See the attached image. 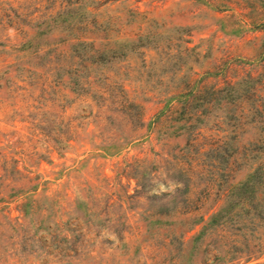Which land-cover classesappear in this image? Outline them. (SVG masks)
<instances>
[{"label": "rangeland", "instance_id": "374dc122", "mask_svg": "<svg viewBox=\"0 0 264 264\" xmlns=\"http://www.w3.org/2000/svg\"><path fill=\"white\" fill-rule=\"evenodd\" d=\"M61 5L94 24L73 31L103 46L92 62L50 57L53 45L29 56L28 11ZM43 35L50 45L64 36ZM261 65L264 0H0V182L24 181L28 169L37 181L25 214L0 188V264H202L203 241L186 240L192 231L181 235L179 217L203 183L233 168L232 127L216 107L203 116L197 144L218 140V151L199 149L195 165L180 151L182 123L174 114L151 123L152 115L167 90L203 70L236 75ZM66 70L89 74L90 87L71 91ZM29 76L50 82L30 93ZM132 98L141 122L125 113L138 107ZM208 242L215 246L214 236Z\"/></svg>", "mask_w": 264, "mask_h": 264}, {"label": "trees", "instance_id": "16d2710c", "mask_svg": "<svg viewBox=\"0 0 264 264\" xmlns=\"http://www.w3.org/2000/svg\"><path fill=\"white\" fill-rule=\"evenodd\" d=\"M74 9L72 5L51 6L47 9L32 6L27 17L30 22L28 25L33 27V31L28 33L26 39L30 57L39 56L47 47L53 45L50 57L54 53L64 56L71 53V57H83L90 63V57L104 49L103 46L95 44V36L73 32L81 29L90 33L94 26L93 23L77 20L76 14H73ZM83 9L87 13L90 12V8ZM57 29L62 31L64 36L50 45L48 38L43 34ZM50 63L54 61L48 60L45 65ZM37 65L41 67V64L34 66ZM27 69L30 74L37 73L34 67ZM228 69L230 68L227 66L220 70H203L199 78L190 76L183 86L167 90L163 94L161 106L152 115L151 123L163 114H174V119L182 123L184 139L188 144L186 153L180 150L181 154L186 155L190 163H195L199 157V149L205 151L210 148L213 153L218 151V140L208 142L206 149L197 144L200 130L202 127L207 128L206 124H203V116L216 107L221 113L215 114V117L222 123L230 122L235 141L233 168L224 166L218 174L219 177L217 175L216 178L203 183V194L197 195V202L195 201L191 210L182 212L183 217H179L187 221L186 229L181 235L192 231L186 240H198L200 243L203 241L202 264H264V65L259 69H246L236 75L229 74ZM68 72L70 73L65 82L71 91H82L85 87H90L89 74ZM35 77L28 78L30 93L36 88L43 89L50 82L48 77L41 80L38 76V79ZM104 78L106 79V76ZM126 90L121 86L123 93L127 94ZM128 102L138 106L134 112H125L129 111V108L125 109L126 106L119 110L141 122L140 106L133 98ZM201 118L202 122L195 125ZM244 133L245 138L240 139ZM241 167H245L243 177L230 179L228 173ZM11 169L17 171L14 165ZM30 173L31 170L28 169L24 181L0 182V188L2 186L10 191L9 199L15 201V208L24 214L33 209L31 194L37 188L35 176ZM193 209L194 212H190ZM213 236L216 244L210 246L208 241Z\"/></svg>", "mask_w": 264, "mask_h": 264}]
</instances>
